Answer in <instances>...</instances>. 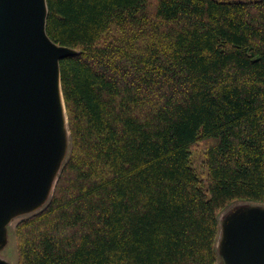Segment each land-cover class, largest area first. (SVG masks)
<instances>
[{"label": "trees", "instance_id": "1", "mask_svg": "<svg viewBox=\"0 0 264 264\" xmlns=\"http://www.w3.org/2000/svg\"><path fill=\"white\" fill-rule=\"evenodd\" d=\"M46 2L71 150L18 264H216L219 215L264 204V0Z\"/></svg>", "mask_w": 264, "mask_h": 264}, {"label": "water", "instance_id": "2", "mask_svg": "<svg viewBox=\"0 0 264 264\" xmlns=\"http://www.w3.org/2000/svg\"><path fill=\"white\" fill-rule=\"evenodd\" d=\"M48 16L46 0H0V228L12 210L44 199L61 172L55 81L77 52L49 38ZM239 223L228 264H264V215Z\"/></svg>", "mask_w": 264, "mask_h": 264}, {"label": "rangeland", "instance_id": "3", "mask_svg": "<svg viewBox=\"0 0 264 264\" xmlns=\"http://www.w3.org/2000/svg\"><path fill=\"white\" fill-rule=\"evenodd\" d=\"M239 1V0H238ZM244 1V0H242ZM67 117V112H66ZM69 121L64 127V139L61 140L60 157L58 159L59 171L63 167V164L70 156L71 141L70 130L68 128ZM193 163L196 170L199 172L201 178L205 179V170L203 167L205 161V155L202 148L199 147L193 154ZM55 188H51L44 199L39 203L28 205L25 207H19L12 210L7 217L5 223L0 228V258L9 264H18V248L15 231L17 223L29 216L40 213V210L44 209L51 201L52 194ZM264 215V204L251 203V202H236L232 206L228 207L219 216V233L216 242L217 251V263L216 264H228L227 260V244L228 236L231 233L233 226H236L239 221L244 222L249 218ZM239 223V224H240Z\"/></svg>", "mask_w": 264, "mask_h": 264}, {"label": "bare ground", "instance_id": "4", "mask_svg": "<svg viewBox=\"0 0 264 264\" xmlns=\"http://www.w3.org/2000/svg\"><path fill=\"white\" fill-rule=\"evenodd\" d=\"M56 90L55 96H57V107H58V117L60 119V128L64 130L65 124H67L68 118L66 117V108L64 107V99L61 93V84L59 83V73L56 76Z\"/></svg>", "mask_w": 264, "mask_h": 264}]
</instances>
